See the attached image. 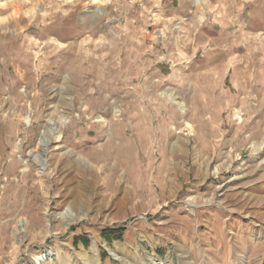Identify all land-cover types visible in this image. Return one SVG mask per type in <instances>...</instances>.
I'll return each mask as SVG.
<instances>
[{
    "label": "rangeland",
    "instance_id": "rangeland-1",
    "mask_svg": "<svg viewBox=\"0 0 264 264\" xmlns=\"http://www.w3.org/2000/svg\"><path fill=\"white\" fill-rule=\"evenodd\" d=\"M36 255L264 264V0H0V264Z\"/></svg>",
    "mask_w": 264,
    "mask_h": 264
},
{
    "label": "bare ground",
    "instance_id": "bare-ground-1",
    "mask_svg": "<svg viewBox=\"0 0 264 264\" xmlns=\"http://www.w3.org/2000/svg\"><path fill=\"white\" fill-rule=\"evenodd\" d=\"M63 123H65V121H63ZM63 123L61 122V124H63ZM44 133H46V135H49L50 138L55 139V140H59L61 138V136H62V133L59 131V126L58 125L56 127H52V128L50 127V128L44 129ZM34 160L36 162L42 163L41 158L39 157L38 154H35ZM74 165H75V168L78 171H84L87 168V167H85V165L82 164V161H80L79 159L74 162ZM43 188H44V190H49L47 185H43ZM70 215H72V214H69V213L67 214V216H70ZM67 223L69 224L70 220H68ZM42 260H45V256L44 255H36L35 262L37 264H40Z\"/></svg>",
    "mask_w": 264,
    "mask_h": 264
},
{
    "label": "trees",
    "instance_id": "trees-1",
    "mask_svg": "<svg viewBox=\"0 0 264 264\" xmlns=\"http://www.w3.org/2000/svg\"><path fill=\"white\" fill-rule=\"evenodd\" d=\"M84 239V238H83ZM85 240V239H84Z\"/></svg>",
    "mask_w": 264,
    "mask_h": 264
}]
</instances>
